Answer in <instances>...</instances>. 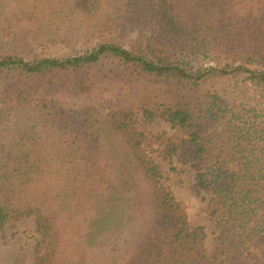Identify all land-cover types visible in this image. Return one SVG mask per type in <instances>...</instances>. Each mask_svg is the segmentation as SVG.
Masks as SVG:
<instances>
[{
  "label": "trees",
  "instance_id": "1",
  "mask_svg": "<svg viewBox=\"0 0 264 264\" xmlns=\"http://www.w3.org/2000/svg\"><path fill=\"white\" fill-rule=\"evenodd\" d=\"M95 42L69 58L31 44ZM0 231L33 264H211L156 156L210 192L219 264H264V0H0ZM111 96L108 112L60 96Z\"/></svg>",
  "mask_w": 264,
  "mask_h": 264
},
{
  "label": "rangeland",
  "instance_id": "2",
  "mask_svg": "<svg viewBox=\"0 0 264 264\" xmlns=\"http://www.w3.org/2000/svg\"><path fill=\"white\" fill-rule=\"evenodd\" d=\"M95 42L80 41L71 45L47 46L31 44L25 53V58L31 60L39 57L58 59L74 57L92 49ZM0 47L4 49L3 45ZM60 99L68 107L95 106L104 112H108L114 104L109 95L60 96ZM141 124L146 126L153 136L166 134L161 154L156 156L157 162L161 165L164 176L177 199L187 208L193 229L204 231V243L211 258V264H219L215 259L216 257L219 261L224 259V256H220V254L225 248L220 244V235L213 219V214L216 211L214 197L210 192L197 186L196 173L189 165L174 159L173 165L176 169L172 171L171 160L166 157L171 147L166 139H181L185 137V133L180 129H173L169 123L163 120L151 124L142 120ZM45 249L44 236L37 231L34 219L9 225L0 231V264H33L35 258Z\"/></svg>",
  "mask_w": 264,
  "mask_h": 264
}]
</instances>
